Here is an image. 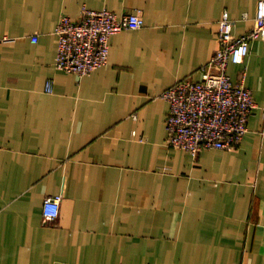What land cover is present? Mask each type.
<instances>
[{"label":"crops","instance_id":"obj_1","mask_svg":"<svg viewBox=\"0 0 264 264\" xmlns=\"http://www.w3.org/2000/svg\"><path fill=\"white\" fill-rule=\"evenodd\" d=\"M259 1L0 0V264H264V40L228 68L257 106L238 148H170L162 98L201 81L223 14L243 35ZM84 8L145 24L79 78L55 30Z\"/></svg>","mask_w":264,"mask_h":264},{"label":"built area","instance_id":"obj_2","mask_svg":"<svg viewBox=\"0 0 264 264\" xmlns=\"http://www.w3.org/2000/svg\"><path fill=\"white\" fill-rule=\"evenodd\" d=\"M144 24L141 12L118 16L107 9L84 8L78 20L63 16L55 30L57 69L79 78L90 75L108 64L113 36L140 30ZM234 25L225 12L218 24L219 49L202 69L201 81L183 79L162 94L169 105L166 141L170 148L197 157L204 149H236L248 134V122L257 107L255 98L243 84L231 80L228 68L243 64L252 42L264 40V0L258 3L250 32L235 36ZM31 41L37 43V36ZM61 200L59 196L45 200V222L59 218Z\"/></svg>","mask_w":264,"mask_h":264}]
</instances>
